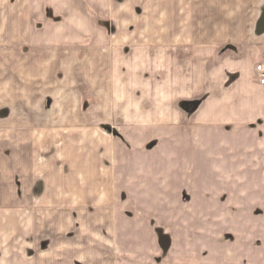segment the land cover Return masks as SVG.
I'll return each mask as SVG.
<instances>
[{"label":"crops","instance_id":"0c3cea01","mask_svg":"<svg viewBox=\"0 0 264 264\" xmlns=\"http://www.w3.org/2000/svg\"><path fill=\"white\" fill-rule=\"evenodd\" d=\"M263 61L264 0H0V264H86L103 191L112 264H264Z\"/></svg>","mask_w":264,"mask_h":264},{"label":"rangeland","instance_id":"374dc122","mask_svg":"<svg viewBox=\"0 0 264 264\" xmlns=\"http://www.w3.org/2000/svg\"><path fill=\"white\" fill-rule=\"evenodd\" d=\"M15 64H1V67L4 68V70H10L12 71L14 69ZM196 104H192L190 106H185L184 103L181 105L184 111L186 113H193L199 106V103L197 101ZM104 131V136H109L110 138L114 139L118 135L119 131H116L114 127L110 126V124H104L102 126ZM106 145V144H105ZM106 150L109 151L110 145H106ZM158 157H152V164L157 163ZM149 162V161H148ZM110 165L109 159L103 160V166L108 167ZM119 165H121V162H119ZM72 185H76L75 177L72 176ZM72 194H74L76 197L79 195V193H84L83 191L79 192L77 189H72ZM87 195L93 196L92 190H87L85 192ZM114 193L111 191H103L102 197L104 200V204L101 207H87V222H86V228L87 232L85 233L86 241L89 244V246L92 248L88 249L87 254V263L86 264H112L114 262V254L116 251H114V246L116 244L118 250H120L119 241L122 242V245L124 246V241L121 239H117L114 237V232L122 231L126 232L128 230V227L126 224H123L116 216V212L114 211L115 208V202L114 201ZM79 197V196H78ZM73 209V208H72ZM76 211V214H78L79 208H74ZM83 210V208H80ZM73 211V210H72ZM81 230L78 229L76 226H72L71 234L69 235L70 240L72 242H77L78 238H80ZM113 234V235H112ZM124 237L126 235H123ZM102 237V238H100ZM104 238V239H103ZM159 244L163 249H167L170 247L169 240L164 236V234L159 235ZM82 239V238H81ZM100 241H102V245L100 244ZM90 250V251H89ZM95 250L98 251L97 254H95ZM119 259H117L118 264H134L132 263L128 256L125 257L124 254L119 253L118 254ZM149 264H160L159 262H150Z\"/></svg>","mask_w":264,"mask_h":264},{"label":"built area","instance_id":"2783aa9c","mask_svg":"<svg viewBox=\"0 0 264 264\" xmlns=\"http://www.w3.org/2000/svg\"><path fill=\"white\" fill-rule=\"evenodd\" d=\"M256 70L260 76V83L264 84V61L259 62L256 66Z\"/></svg>","mask_w":264,"mask_h":264},{"label":"trees","instance_id":"16d2710c","mask_svg":"<svg viewBox=\"0 0 264 264\" xmlns=\"http://www.w3.org/2000/svg\"><path fill=\"white\" fill-rule=\"evenodd\" d=\"M192 104H196V102H186V103H184V105L187 106V107L192 105Z\"/></svg>","mask_w":264,"mask_h":264}]
</instances>
